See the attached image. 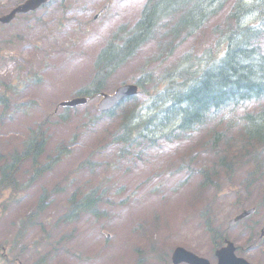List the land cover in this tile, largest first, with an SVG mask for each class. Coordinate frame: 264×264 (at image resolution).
<instances>
[{"label": "rangeland", "instance_id": "obj_1", "mask_svg": "<svg viewBox=\"0 0 264 264\" xmlns=\"http://www.w3.org/2000/svg\"><path fill=\"white\" fill-rule=\"evenodd\" d=\"M145 1L52 0L0 26V92L10 96L0 103V169L13 153L20 152L30 129L36 130L40 123L46 144L38 165L58 149L68 150L57 166L25 190L4 196L0 264H166L176 246L213 261L205 220L199 216L205 205L228 239L243 248L241 256L264 264V235L258 234L264 226V176H254L251 159H241L236 173L230 177L220 173L218 184L201 189L193 166L182 169L196 142L161 140L155 147L135 142L123 148L114 140L120 117L99 115L100 96L68 111L59 105L76 97L78 89L90 81L98 51L119 26L128 28L137 20ZM228 10L184 42L161 69L185 52L196 56L212 48L218 34L213 28L231 27L226 20ZM156 50V43L145 46L110 74L103 93H113L122 83H134ZM201 157L205 163L210 160ZM199 163L196 159L195 167ZM263 169L264 164L259 172ZM33 172L29 162L21 164L15 176L18 184ZM44 189L48 200L31 224L21 228L15 262L2 261L4 253L7 258L14 255L9 244L22 219L35 211ZM89 191L96 197L103 193L95 214L66 221L63 217L72 195L80 198ZM252 207L254 214L228 228L230 218ZM249 226L257 227L252 238L245 231ZM248 238L256 240V250L245 247Z\"/></svg>", "mask_w": 264, "mask_h": 264}, {"label": "trees", "instance_id": "obj_2", "mask_svg": "<svg viewBox=\"0 0 264 264\" xmlns=\"http://www.w3.org/2000/svg\"><path fill=\"white\" fill-rule=\"evenodd\" d=\"M229 1L147 0L136 23L129 30L119 28L99 51L94 63L97 74L80 91L93 97L110 74L147 44L156 43L150 66H143L135 80L139 95L99 115L110 119L120 117L114 140L123 148L131 147L138 140L153 147L161 140L195 138L200 155L215 159L211 166L204 163L198 169L203 177L202 187L211 182L217 184L220 173L228 177L236 173L237 164L242 160L251 159L254 174L264 176V169L259 172L264 150V0H233L226 16L231 27L220 31L214 28L218 34L212 48L196 56L185 52L161 69L188 37L219 15ZM141 95L142 98L138 97ZM32 136L35 137L28 141L26 150L37 156L44 146L40 128ZM15 157L10 166L0 170V196L4 190L14 192L23 188L18 187L14 178L21 160L31 159L36 163L31 155ZM191 160L190 154V163ZM57 162L58 158H52L44 169H50ZM37 177L34 175V179ZM101 196L99 193L96 197L94 191L81 198L72 195L66 216L75 211L95 214ZM45 199L43 192L35 211ZM204 211L209 212V207ZM35 214L22 219L21 232L24 225L31 224ZM209 219L207 228L211 227ZM212 232L213 243L222 240L223 233L217 229ZM19 236L18 231L10 243L11 249L15 248Z\"/></svg>", "mask_w": 264, "mask_h": 264}, {"label": "water", "instance_id": "obj_3", "mask_svg": "<svg viewBox=\"0 0 264 264\" xmlns=\"http://www.w3.org/2000/svg\"><path fill=\"white\" fill-rule=\"evenodd\" d=\"M46 1L47 0H29L22 6L15 9L9 16L2 18L1 21L5 23V22H8L13 17V15L16 13H26L28 11L35 10L39 6L44 4ZM136 92H137V87L134 85H125V86L119 87L112 96H104V99L99 105V110L109 109L121 99L134 95ZM80 102H83V101H79V102L70 101V102L64 103L63 105L64 106H74ZM251 212L252 210L243 212L241 215H239L232 221L233 222L237 221L243 218L244 216L250 214ZM216 255L218 256V264H246L243 260L236 259L233 256V247L231 244H228L226 248H223L217 251ZM172 260L174 264H178L180 262H188L191 264H208L207 261L203 259H199L195 257L193 254H190L181 248H178L175 250Z\"/></svg>", "mask_w": 264, "mask_h": 264}, {"label": "flooded vegetation", "instance_id": "obj_4", "mask_svg": "<svg viewBox=\"0 0 264 264\" xmlns=\"http://www.w3.org/2000/svg\"><path fill=\"white\" fill-rule=\"evenodd\" d=\"M11 5H13L12 7H14L15 5H17V1H15L14 3H8V5H7L6 1L5 0H2V2L0 4V17L7 12L8 8Z\"/></svg>", "mask_w": 264, "mask_h": 264}, {"label": "bare ground", "instance_id": "obj_5", "mask_svg": "<svg viewBox=\"0 0 264 264\" xmlns=\"http://www.w3.org/2000/svg\"><path fill=\"white\" fill-rule=\"evenodd\" d=\"M254 8V7H253ZM247 11V10H246Z\"/></svg>", "mask_w": 264, "mask_h": 264}]
</instances>
